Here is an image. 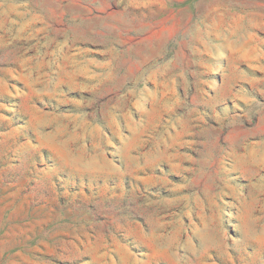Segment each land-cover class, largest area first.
Wrapping results in <instances>:
<instances>
[{"label":"rangeland","instance_id":"rangeland-1","mask_svg":"<svg viewBox=\"0 0 264 264\" xmlns=\"http://www.w3.org/2000/svg\"><path fill=\"white\" fill-rule=\"evenodd\" d=\"M0 264H264V0H0Z\"/></svg>","mask_w":264,"mask_h":264}]
</instances>
